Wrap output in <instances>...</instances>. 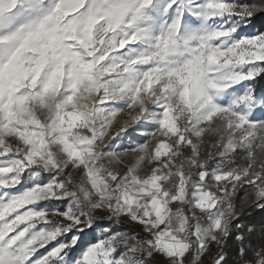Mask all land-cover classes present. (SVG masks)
Instances as JSON below:
<instances>
[{
    "label": "snow or ice",
    "instance_id": "6c2138e0",
    "mask_svg": "<svg viewBox=\"0 0 264 264\" xmlns=\"http://www.w3.org/2000/svg\"><path fill=\"white\" fill-rule=\"evenodd\" d=\"M260 15L264 0H0V264H204L212 246L228 264L230 240L264 264V218L239 222L264 211ZM130 128L144 139L123 147Z\"/></svg>",
    "mask_w": 264,
    "mask_h": 264
},
{
    "label": "trees",
    "instance_id": "16d2710c",
    "mask_svg": "<svg viewBox=\"0 0 264 264\" xmlns=\"http://www.w3.org/2000/svg\"><path fill=\"white\" fill-rule=\"evenodd\" d=\"M251 26L253 29L257 30L258 32L264 31V15L257 16L253 18L251 21ZM253 87L258 94L264 93V77L258 78L256 81L253 82ZM242 157L239 158L238 162H242ZM243 196V193L240 194ZM239 204V200L237 201ZM264 218V211L253 208V207H245L241 212L239 222L242 224H249L254 221H258L259 219ZM110 222L107 220H100L96 221L95 230L99 229V227H103ZM122 232H128L125 227L118 228ZM237 244L234 240H230L228 246L224 249V253L228 264H239V257L236 253Z\"/></svg>",
    "mask_w": 264,
    "mask_h": 264
},
{
    "label": "rangeland",
    "instance_id": "374dc122",
    "mask_svg": "<svg viewBox=\"0 0 264 264\" xmlns=\"http://www.w3.org/2000/svg\"><path fill=\"white\" fill-rule=\"evenodd\" d=\"M245 32H246L247 34H255V33H258V31L255 30V29H253L251 25H250V27H248L247 29H245ZM263 32H264V31H263ZM131 111H132V110H127V111L121 113L120 117H118V120L123 121V120H127V119H129V112H131ZM134 127H135V126H134ZM129 131L132 133V136H131L130 140H125V141H124L123 147H127V146L129 145L130 142H142V140L144 139L143 137L137 135V133L134 132L132 128H130ZM12 191H15V189L12 190ZM100 220H102V219H100ZM119 224H120V223H119ZM92 235H93V236H98L99 234H97V233H92L91 236L89 235V236L85 237V240L92 239V238H93ZM51 247H52V245L50 244V245H48L47 248L40 249V251L36 254L37 257L43 255V254H44L46 251H48ZM77 251H79V250H77ZM216 252H217V249L215 248V246H212V254H213V255L210 256V257H206V258H205V262H204V264H212V260H213V257L215 256V253H216ZM75 254H76V253H74V255H75Z\"/></svg>",
    "mask_w": 264,
    "mask_h": 264
},
{
    "label": "crops",
    "instance_id": "0c3cea01",
    "mask_svg": "<svg viewBox=\"0 0 264 264\" xmlns=\"http://www.w3.org/2000/svg\"><path fill=\"white\" fill-rule=\"evenodd\" d=\"M103 220V219H102ZM125 227L126 228V230L129 232V233H131V232H140V229L138 228V227H133L132 225H130L126 220H122L121 221V223L118 225V226H116V225H114V227H116V228H119V227ZM100 229H101V227H99V229H97V230H95L93 233H97V234H101L100 233ZM91 236V235H90ZM93 236V235H92ZM214 258V257H213Z\"/></svg>",
    "mask_w": 264,
    "mask_h": 264
},
{
    "label": "built area",
    "instance_id": "2783aa9c",
    "mask_svg": "<svg viewBox=\"0 0 264 264\" xmlns=\"http://www.w3.org/2000/svg\"><path fill=\"white\" fill-rule=\"evenodd\" d=\"M119 224H116V226H118Z\"/></svg>",
    "mask_w": 264,
    "mask_h": 264
}]
</instances>
